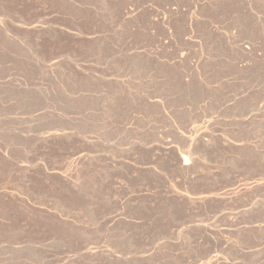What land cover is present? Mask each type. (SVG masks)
I'll return each instance as SVG.
<instances>
[{
  "label": "rangeland",
  "instance_id": "374dc122",
  "mask_svg": "<svg viewBox=\"0 0 264 264\" xmlns=\"http://www.w3.org/2000/svg\"><path fill=\"white\" fill-rule=\"evenodd\" d=\"M0 264H264V0H0Z\"/></svg>",
  "mask_w": 264,
  "mask_h": 264
}]
</instances>
